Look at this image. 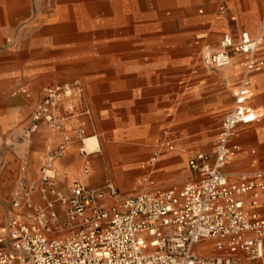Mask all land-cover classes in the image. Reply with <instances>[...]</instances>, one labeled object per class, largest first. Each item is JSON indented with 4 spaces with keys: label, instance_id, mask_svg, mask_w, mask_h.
I'll list each match as a JSON object with an SVG mask.
<instances>
[{
    "label": "rangeland",
    "instance_id": "1",
    "mask_svg": "<svg viewBox=\"0 0 264 264\" xmlns=\"http://www.w3.org/2000/svg\"><path fill=\"white\" fill-rule=\"evenodd\" d=\"M205 13L200 0H0V161L12 138L15 143L25 140L22 131L44 89L78 78L108 102L107 121L93 134H100L102 143L121 144L124 161L129 150L139 152L136 165L125 170L120 154L106 159L107 175L90 186L111 182L125 195L178 189L193 179L185 175L186 159L212 148L231 102L224 101L221 111H209L199 99L200 52L205 44L216 45L221 35L199 38L202 27L197 25ZM255 15L254 30L245 25L253 35L264 23L263 0ZM258 54L264 57V40ZM76 128L68 130L71 139ZM79 128L83 132L76 137L82 143L89 134ZM153 145L159 155L152 165ZM180 154L186 155L182 165L175 161ZM168 157L174 158L171 166ZM54 178L51 185L41 184L46 192H58ZM39 181L28 183L37 186ZM113 203L111 199L104 207ZM61 219L63 225L65 213ZM70 232L50 236L63 238Z\"/></svg>",
    "mask_w": 264,
    "mask_h": 264
},
{
    "label": "built area",
    "instance_id": "2",
    "mask_svg": "<svg viewBox=\"0 0 264 264\" xmlns=\"http://www.w3.org/2000/svg\"><path fill=\"white\" fill-rule=\"evenodd\" d=\"M263 40L261 23L254 35L223 33L216 45L201 50L204 67H228L239 55L241 70L212 148L196 151L187 159L193 179L178 189L125 195L111 182L91 187L75 181L67 194L52 189L64 208L63 225L54 209L55 199L44 197L43 206L34 205L31 193L36 185L22 183L12 200L7 226L0 230V264H233L231 255L237 251L252 260L260 258L264 217L257 209L264 196L262 172L240 173L232 179L224 167L240 148L232 140L238 125L257 120L250 98L253 76L264 68V57L258 54ZM82 95L78 78L59 81L44 89L29 115L23 138L29 139L41 123L61 135L58 147L40 168L41 184H52L53 163L71 142L67 126L69 119L76 117L73 100ZM61 101L67 103L65 115L58 111ZM82 132L79 127L74 131L77 136ZM158 155L154 151L148 162L155 164ZM83 172H88L87 165ZM105 196L114 201L110 207L101 203ZM61 231L71 232L63 238L50 236ZM206 239H213L214 248L228 255L195 252L193 246Z\"/></svg>",
    "mask_w": 264,
    "mask_h": 264
},
{
    "label": "crops",
    "instance_id": "3",
    "mask_svg": "<svg viewBox=\"0 0 264 264\" xmlns=\"http://www.w3.org/2000/svg\"><path fill=\"white\" fill-rule=\"evenodd\" d=\"M259 1L200 0V5L206 13L199 19L197 25V27H202V30L198 34L199 38H205L203 40L207 41L209 35L218 37L220 34L229 33L237 36L244 31L253 34L252 31L245 28V25L254 30L256 24L255 14L258 11ZM221 6L222 9H220ZM240 29L242 30L240 31ZM214 42H216V39ZM240 61L241 57L235 55L228 67L211 69L203 66L197 82L198 87L200 86L201 88L199 94L201 97L199 99L207 103L205 108H208L209 111L223 110L224 107L222 108V105L226 100H231L230 107L233 99L232 91L240 75ZM81 83L83 95L73 100L76 110L75 116H78V118L69 119L67 129L71 130L72 127L81 126L89 134L86 138L95 137L97 144L94 149L86 151L83 149L84 143H79L76 135H73L66 152L55 159L53 163V174L55 177L53 187L63 194L69 191V187L75 181L87 186L100 184L101 180H103L102 174L107 175V171L103 166V162L106 159L113 161L120 154L118 158L121 160L120 163L123 164L121 167L124 170L127 165H130L129 167L136 165L139 159V152L129 150L127 159L124 161V151L121 144L117 141L108 142L105 140L102 143L100 134H93L94 128H98L97 125L100 127L102 123L107 121V117L105 116L108 115L106 112L108 110V102L104 94H94L87 89L83 81ZM250 103L256 107L255 109L258 111L260 119L249 124L238 125L236 134L232 140L238 143L240 148L226 163L224 170L232 179L238 177L240 173L253 174L256 171H260L262 172V180L264 182V71L253 76ZM66 106V101H61L58 105V111L61 114H67ZM101 131L104 132L102 128ZM108 131H105L107 135H109ZM12 139L9 147L4 151L2 161H0V163L2 162L0 166V230H4L7 226L8 214L16 191L22 183L38 181L40 179V168L48 154L58 147L61 135L49 129L44 123H41L29 139L16 143L14 142V138ZM177 140L182 141L180 138H177ZM154 147L155 145H153L151 154L155 151ZM185 157L186 155L180 154L179 158H177L178 160L175 158V161H178L182 165ZM166 159V162H168L167 166L173 165L172 160L174 158L168 157ZM83 163L88 167L87 174L82 172ZM124 170L119 169L120 172ZM185 175L192 178V173L188 169L185 171ZM105 177L107 178V176ZM119 178V176H116L115 179L120 181ZM99 179L100 181H98ZM43 190L45 189H43L39 181V184L31 193V201L34 205L43 206L42 204L45 202L44 197L55 199L53 193L46 191L44 193ZM110 200V197L105 196L101 200V203L106 205L110 203ZM54 209L58 213L60 220H62L64 208L60 201L56 199ZM23 210L26 209L24 208ZM257 210L264 217V196L260 198ZM2 245L0 243V246ZM193 248L200 255H228L226 251L221 253L214 248L213 239H206L200 243H196ZM231 256L234 260L233 264H264V248L262 256L254 260L249 259L241 251H237Z\"/></svg>",
    "mask_w": 264,
    "mask_h": 264
},
{
    "label": "bare ground",
    "instance_id": "4",
    "mask_svg": "<svg viewBox=\"0 0 264 264\" xmlns=\"http://www.w3.org/2000/svg\"><path fill=\"white\" fill-rule=\"evenodd\" d=\"M84 140H85V142H83L84 143V145H83L84 150L90 151L96 147L97 142H96L95 137H88V138H85ZM82 172H83V168H82ZM87 173H85V174H87Z\"/></svg>",
    "mask_w": 264,
    "mask_h": 264
}]
</instances>
